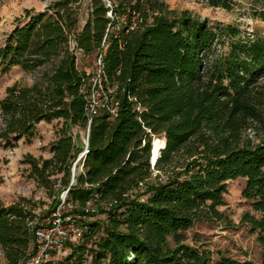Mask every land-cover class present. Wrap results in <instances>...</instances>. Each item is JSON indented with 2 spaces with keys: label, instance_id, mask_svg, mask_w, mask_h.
Masks as SVG:
<instances>
[{
  "label": "trees",
  "instance_id": "16d2710c",
  "mask_svg": "<svg viewBox=\"0 0 264 264\" xmlns=\"http://www.w3.org/2000/svg\"><path fill=\"white\" fill-rule=\"evenodd\" d=\"M206 1L228 10L235 3ZM107 2L90 0L82 26L81 0H51L43 11L27 9L0 46L3 72L20 66L34 75L30 84L15 81L0 97V144L31 142L41 121L62 123L49 144L51 156L22 160L52 197L50 213L71 181L75 146L69 130L87 124L80 92L85 72L71 39L91 55L107 32L104 65L122 82L119 115L93 118L83 170L66 198L89 216L94 212L83 207L92 198L112 205L99 211L103 220L87 221L82 240L57 264H86L89 255L91 264H256L226 252L215 256L187 242L184 231L199 219L221 220L228 180L243 177V196L252 210L241 221L264 242V137L244 136L252 123L264 126V37L243 39L235 25L186 10L171 16L162 0ZM124 11L128 19H138L128 33L116 20ZM226 36L232 37L228 48L218 51ZM156 136L160 142H153ZM152 142L163 143L155 169L168 177L164 182L149 180ZM35 206L33 198L6 204L0 195V246L8 264H23L33 250Z\"/></svg>",
  "mask_w": 264,
  "mask_h": 264
},
{
  "label": "rangeland",
  "instance_id": "374dc122",
  "mask_svg": "<svg viewBox=\"0 0 264 264\" xmlns=\"http://www.w3.org/2000/svg\"><path fill=\"white\" fill-rule=\"evenodd\" d=\"M51 0H0V46L4 44L8 33L16 25L24 21V15L27 9L34 11H43ZM128 5L131 0H116ZM167 3L171 16H178L184 10L197 18H207L211 22H220L224 25H235L240 30V37L243 39H256L264 37V0H234V5L230 10L218 6H210L206 0H162ZM80 26L85 23L90 10V0H81ZM118 22L120 19H116ZM232 37H225L224 42L217 43L218 51L227 49L228 42ZM93 54L88 58L83 57L79 61L81 67L89 66L93 59ZM34 75L26 72L20 66H14L11 71L3 72L0 68V97L6 94L9 85L15 81L23 84H30ZM264 83V77L261 80ZM2 117H0L1 125ZM62 123L58 120L44 122L37 126V134L31 142L20 140L16 147H3L0 144V194L8 196L10 200H16L21 196L33 198L36 203L33 214L36 216L47 217L52 210V197L45 194L42 187L38 186L35 179L31 177L30 165L23 162L26 156L37 158H48L50 150L49 144L57 138ZM84 128L80 125L72 127V131L77 139L84 134ZM244 136L248 139L259 141L264 137V126L252 123V126L246 129ZM40 138L46 145L38 146L37 139ZM153 139V142L155 139ZM152 142V143H153ZM154 144V143H153ZM163 174V172L161 171ZM165 175V174H164ZM57 184L62 185L61 174L57 176ZM245 178L236 177L228 180V191L224 194V203L220 210H223L221 220H197L190 229L184 231L187 242L195 245H202L213 251L217 256L219 252H226L236 259L249 260L256 264L264 262V242L259 237L258 230L241 221V215L252 210L250 202L243 196ZM22 186H27L28 190L21 191ZM109 202L96 200L90 206L94 209V215L89 216L90 220H103L106 215L99 212L107 207ZM76 215L78 209L72 207V204H65L64 209ZM83 209V208H82ZM81 210V209H80ZM91 212V213H93ZM92 255L86 260V264H91ZM0 264H8L7 258L0 259Z\"/></svg>",
  "mask_w": 264,
  "mask_h": 264
},
{
  "label": "built area",
  "instance_id": "2783aa9c",
  "mask_svg": "<svg viewBox=\"0 0 264 264\" xmlns=\"http://www.w3.org/2000/svg\"><path fill=\"white\" fill-rule=\"evenodd\" d=\"M107 4L111 5L109 0ZM108 15L113 17L111 10L108 11ZM117 19H120L118 25L122 23L126 24V33L135 29L138 24V19L135 15L131 19L127 18L126 11L121 12ZM114 28L115 27H112L111 30ZM108 30H110V24L107 27V31ZM106 35L107 32L101 46L96 49L93 54L91 64L84 67L79 65V61H81L83 57L88 58L91 55L83 52L82 48L76 47V40H74V38L70 41L71 49L77 54L78 67L85 72V75L82 77L80 92L82 93L83 99H85L84 114H86L87 124L86 126H82L84 128V134L79 140L76 135L70 131L75 146V157L72 160L71 181L69 186L75 183V174L83 170V163H81V160L84 158L89 148V128L93 118L100 113L108 114L111 118H115L119 115L121 105L119 94L122 89V82L107 74L104 65L105 49L108 43ZM120 73L121 70L117 72V74ZM37 145L44 146L46 144L43 140L38 138ZM162 146L163 143L161 147ZM155 163L152 159L153 171L149 180L156 183L166 181L168 177L162 174L159 169H155ZM144 185V181H142L140 186L143 187ZM68 187L61 191V201L49 216L41 217V215H39L35 216L32 220L34 246L23 264H57L59 261L66 258L71 244L78 243L82 240L81 238L84 231L88 229L87 221L89 220V215L83 211L74 215L69 209H64L65 204H72L66 200ZM42 189L44 190L43 187ZM27 190V186H22L21 191L26 192ZM144 197L145 195L141 196V199L143 200ZM96 200H98V197L87 201L86 205L83 207L84 210L88 213L95 211L94 209L91 210L90 206ZM111 205L112 203L109 202L108 206ZM72 207H74L73 204ZM3 257L4 253L0 246V259Z\"/></svg>",
  "mask_w": 264,
  "mask_h": 264
},
{
  "label": "bare ground",
  "instance_id": "6f19581e",
  "mask_svg": "<svg viewBox=\"0 0 264 264\" xmlns=\"http://www.w3.org/2000/svg\"><path fill=\"white\" fill-rule=\"evenodd\" d=\"M155 140H156V139H155ZM155 140H154V141H155ZM157 140L160 142L159 139H157ZM154 145H155V144H153V148H152V157H151V159H153V161L156 160V158H157V156H158V154H159V151H160V148H161L162 143H161V144H157V145H155V147H154Z\"/></svg>",
  "mask_w": 264,
  "mask_h": 264
},
{
  "label": "crops",
  "instance_id": "0c3cea01",
  "mask_svg": "<svg viewBox=\"0 0 264 264\" xmlns=\"http://www.w3.org/2000/svg\"><path fill=\"white\" fill-rule=\"evenodd\" d=\"M45 121H41L40 123H38V125L37 126H40L42 123H44ZM52 155V152L49 150V152H48V157L49 156H51ZM1 195V199L6 203V204H10V203H13V202H15V201H17L18 199H16V200H10V198L8 197V196H5V195H2V194H0Z\"/></svg>",
  "mask_w": 264,
  "mask_h": 264
},
{
  "label": "water",
  "instance_id": "95a60500",
  "mask_svg": "<svg viewBox=\"0 0 264 264\" xmlns=\"http://www.w3.org/2000/svg\"><path fill=\"white\" fill-rule=\"evenodd\" d=\"M157 161V159L154 161V163Z\"/></svg>",
  "mask_w": 264,
  "mask_h": 264
}]
</instances>
